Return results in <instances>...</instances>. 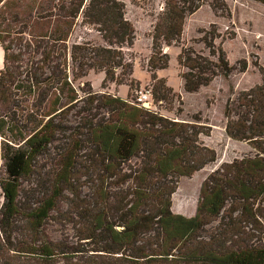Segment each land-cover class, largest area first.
Masks as SVG:
<instances>
[{
    "label": "trees",
    "instance_id": "obj_1",
    "mask_svg": "<svg viewBox=\"0 0 264 264\" xmlns=\"http://www.w3.org/2000/svg\"><path fill=\"white\" fill-rule=\"evenodd\" d=\"M203 4L164 0L156 16L147 70L155 103L170 111L181 95L157 73L169 67L165 46L180 47L188 92L234 70L223 43L235 34L216 23L182 43L187 17ZM11 15L20 37L0 36V264H264L263 66L255 63L262 82L225 108L227 135L257 152L214 170L187 217L172 209L178 182L217 153L201 140L208 133L199 114L181 118L178 107L169 117L129 98L140 81L128 57L136 28L125 2L17 0ZM79 23L103 43H69ZM90 70L104 72L103 87L129 86L128 96L76 86ZM53 218L72 226L74 241L48 233Z\"/></svg>",
    "mask_w": 264,
    "mask_h": 264
},
{
    "label": "rangeland",
    "instance_id": "obj_2",
    "mask_svg": "<svg viewBox=\"0 0 264 264\" xmlns=\"http://www.w3.org/2000/svg\"><path fill=\"white\" fill-rule=\"evenodd\" d=\"M17 0H0V36L9 38L20 37L15 31L20 25L13 21L11 10ZM126 4V17L136 28V38L131 48H128V57L134 63L133 77L140 81V85L130 91L129 98L136 100L140 90L152 88L151 74L147 70L148 59L152 53L151 33L156 16L164 5V0H123ZM227 4L230 14L221 5ZM204 0L203 6L187 17L182 43L192 44L194 39H199L201 30L216 23L219 31L224 36L235 34L234 38H226L223 47L234 70L229 77H217L211 84L201 87L196 92L185 90L183 80L180 77L181 68L177 61L180 47L176 45L165 46V51L170 54L169 67L159 69L158 75L164 77L167 83L181 95V101H177L174 110L166 109L165 104L155 103L151 107L163 115L176 117L178 107L183 108L181 118L191 119L195 114L201 116L204 131L201 140L207 146L216 150L217 160L206 165L203 169L191 176L181 177L177 191L172 197V209L175 213L187 217L196 214L198 202L201 196L203 182L222 163L231 162L235 158L253 156L257 150L246 141H238L229 137L226 133L225 108L229 100L236 101L242 91L248 90L262 82V74L255 63L264 67V4L256 0ZM22 29V28H21ZM90 39L103 43L100 35L93 29L80 25L76 26L69 43ZM219 39L217 43H219ZM200 48L202 44H195ZM247 63L245 71L242 66ZM104 72L90 70L83 78L75 82L78 87H86L90 82L97 92L128 96L129 86L110 83L108 87L102 86ZM1 148V137H0ZM81 163L85 162V151H81ZM136 159L132 161L134 163ZM4 172L3 160L0 151V175ZM87 190V188H86ZM3 201L0 187V207ZM48 233L54 239L68 236L75 240L74 229L71 225L58 223L54 218L46 224Z\"/></svg>",
    "mask_w": 264,
    "mask_h": 264
},
{
    "label": "built area",
    "instance_id": "obj_3",
    "mask_svg": "<svg viewBox=\"0 0 264 264\" xmlns=\"http://www.w3.org/2000/svg\"><path fill=\"white\" fill-rule=\"evenodd\" d=\"M136 101L147 107H151V105L153 104V96L151 89L140 90Z\"/></svg>",
    "mask_w": 264,
    "mask_h": 264
},
{
    "label": "crops",
    "instance_id": "obj_4",
    "mask_svg": "<svg viewBox=\"0 0 264 264\" xmlns=\"http://www.w3.org/2000/svg\"><path fill=\"white\" fill-rule=\"evenodd\" d=\"M4 66V49L0 44V69ZM134 74V73H133ZM121 96V95H120ZM123 97V96H122ZM125 98V97H124Z\"/></svg>",
    "mask_w": 264,
    "mask_h": 264
}]
</instances>
